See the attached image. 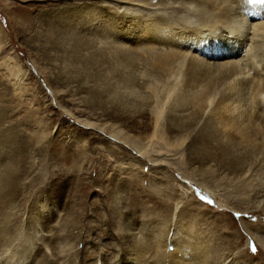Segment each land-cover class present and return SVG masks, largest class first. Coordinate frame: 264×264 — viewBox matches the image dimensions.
Wrapping results in <instances>:
<instances>
[{
	"label": "rangeland",
	"instance_id": "1",
	"mask_svg": "<svg viewBox=\"0 0 264 264\" xmlns=\"http://www.w3.org/2000/svg\"><path fill=\"white\" fill-rule=\"evenodd\" d=\"M138 1L150 3L149 9L139 6L134 15L124 16L121 8L108 1L104 6L103 0H0L1 256L11 254L7 241L16 228L23 236L25 231V236L31 234L29 243L33 245L37 240L44 242L45 235L68 242L80 240L77 250L93 254L90 261L96 264L100 251L107 248L118 252L127 219L140 233L145 229L148 237H152L149 230L157 236L163 232L165 241L170 217L160 216L162 207L173 209L181 202L176 212L182 216L178 225L184 222L195 229L194 235L207 237L222 249H228V238H232L238 263L258 264L261 250L253 239L246 241L247 232L239 220L252 223L249 228L264 237V161L259 165L253 161L254 178H240L236 172L233 176L234 172L223 167L215 142L223 136L230 138L227 128L232 125L231 118L244 116L249 108L239 103L220 104V89L199 121L201 108L197 103L205 90L190 89L186 84L185 62L162 66L167 55L161 54L138 68L145 78L153 80V91H143L128 79L132 65L122 73L118 65L113 67L108 62L109 57L125 55L142 61L147 57L144 45L157 43L153 38L146 44L138 40L135 49L129 51L112 47L117 40L127 41L121 32L124 25L133 23L139 36L149 35L150 24L157 23L161 30L166 28L167 36L176 39L181 36L176 25L211 18L210 3L185 0L184 11L178 12L183 0ZM154 32L155 37L160 33ZM129 80L133 84L126 86ZM120 91L125 95L120 97ZM123 100H129L128 104ZM148 104L154 105L151 119L144 113ZM154 118L156 133L163 144L172 145L169 147L177 152L175 156L156 144L142 155L134 149L151 133ZM196 121V129L186 131L185 127ZM108 123L122 135L120 141L109 137ZM224 158L232 166L234 160ZM211 160L218 170L207 168ZM148 195L161 198L147 199ZM73 218L80 222L76 227L71 223ZM180 230L176 231L180 236L175 233L179 241L184 234ZM65 244L62 248L67 249ZM45 248L48 250L47 245ZM65 249L63 258L72 261L74 252Z\"/></svg>",
	"mask_w": 264,
	"mask_h": 264
},
{
	"label": "bare ground",
	"instance_id": "2",
	"mask_svg": "<svg viewBox=\"0 0 264 264\" xmlns=\"http://www.w3.org/2000/svg\"><path fill=\"white\" fill-rule=\"evenodd\" d=\"M103 1L105 2L104 6H108L110 3L111 4L113 3L114 6H116L117 8H121L120 9L121 12L120 10L118 12L122 13V15L126 14L128 16L134 15L136 13V10H139V6H142L143 8H145V11H147L146 8L149 9L148 5L150 4L149 3L147 5L146 3H142V1L139 2L138 0L137 1L136 0H103ZM107 1L109 2V4L107 3ZM206 1H209L210 3L209 13L211 15L210 16L211 18H209L208 20L204 19L202 21H198L195 24H191L190 22V24L189 23L182 24L183 26L180 25V27L176 25V28L181 29V32L180 30L178 31L181 33L180 34L181 36L176 37V39L174 38V36L173 37H171V35L167 36V34L164 31L166 28L161 30L162 27L159 28L157 23L152 22L150 24L151 31L148 30L150 33L149 35L147 33V35L141 34L139 36L136 35L134 32L133 23L124 25L125 27L122 28L121 32H123L122 36L123 38H126L127 41L121 40L118 42L117 40L116 41L117 43L111 44L112 47L114 48L121 47L122 49H127L129 51L130 49L131 50L135 49L134 47L135 45H137L138 40H141L143 41V43L146 44V42H148L149 39L153 38L155 43L156 42L157 43L155 45L152 44L153 42L149 45L142 44L145 46L142 49L145 50L146 52L144 51V53L147 54V57H144V59L142 56L143 59L142 61L140 59L132 57L131 55H125V54H124L125 58H120L117 56L115 57L114 55L117 53L116 52L113 55L114 57L108 58L109 59L108 62L113 67H116V65H118L122 73L123 71L126 72V70H124L125 68L132 65V69L130 67L129 68L131 69V71L133 70V73H131L132 75L128 74L129 75L128 79H132L134 83L137 82V84L140 86V89L143 91L148 89L149 90L151 89L153 91V88L151 87V83L153 80L149 78H145L143 74L138 72V68L141 69L142 66H146L150 60L155 59V55H161V54L167 55V59L163 62L162 66H169V65L172 66L175 64H179L181 62H185L186 67L184 73H185L186 84L190 87V89L199 88L200 90L202 89L205 90V92L199 96L200 103H197L199 109L201 108V116L199 118V121L203 116V112L206 110V108H208L209 101L211 100L213 95L216 94V92L220 89H221V93L219 94L220 96L218 100L220 104L224 106L227 105L230 106L236 103L242 105L244 104L243 105L244 107L246 106L247 108H249L248 112H246V114L242 117L233 115V117L231 118L232 125L229 127L227 126L228 127L227 132L230 138L226 139L223 136L222 139L216 140L215 142L217 143L218 150L220 152L219 154H220L221 162L225 169L230 170L229 172L231 171L234 172L233 176L235 175L236 172V175L240 176V178L241 177L244 179L254 178L255 166L254 167L251 166L253 164V161L257 162L256 164L258 165L259 163L261 164V162L264 161V0H206ZM179 3H181V5L183 6L179 8L180 10L177 11L182 12L184 11L183 7H185L184 6L185 0ZM178 5L179 4H177L176 6ZM132 7H136V9ZM142 11H144V9L139 11V13ZM154 31L157 32L159 31L160 32L159 35L161 34V36L158 37L159 36L158 35L157 37H155L156 34ZM164 34H166V36ZM108 47H110V45ZM140 53L142 54L141 51ZM18 66L14 68L19 70V68H17ZM108 67H106L107 70L111 69ZM15 69L12 70L11 68L12 71H14ZM40 69H44V68H40ZM17 70L16 72L19 73V71ZM43 71L44 70H42L41 72ZM109 72H111V70ZM132 80H129V82L125 81L126 86L129 85L128 83H130V85L133 84ZM114 87H116V85ZM100 89L101 88H99V91ZM116 90H118V88ZM122 91H120V93ZM117 92H119V90ZM117 92L115 93L116 95H118ZM125 92L126 90H124V93ZM121 95L123 94L121 93L120 97ZM108 96H110V94ZM123 98L124 97H122V99ZM125 98H127V96H125ZM119 102L122 103L121 101ZM123 102L126 103L124 100ZM153 106H154L153 104H148L144 110V113L150 119L154 113ZM199 121H196L194 124L187 126V128L185 127L186 131L192 130L194 128L196 129V127L199 124ZM151 124H152L151 133L143 137L140 145L133 146L134 149L137 150V153L142 155L148 153L146 151H148L150 147L156 144V146H160L158 148L159 149L162 148L163 151H165V153L175 156L177 152L173 150V147H171L172 149L169 147L171 144H163L164 142L162 143L161 138L158 136L159 134L156 133L158 128L157 119L154 118ZM106 125L109 127V132H108V135H110L109 137L114 136L115 140L120 141L121 138L119 139V137H122V135L118 133V130H115V128L113 127L114 125L109 123ZM158 143H162L163 145H159ZM224 157H230L234 160L231 163L232 166H228L227 159ZM212 161L213 160H211L209 162V165L207 166V168H209L210 170H213L215 169V167H217V163L214 164L212 163ZM215 170H218V168H216ZM206 187L207 186H205V188ZM209 189L208 191L211 194V196L212 195L214 196L213 192H211V189L210 190ZM187 192L189 191L187 190ZM190 193L191 192H189V194ZM261 193L263 192L261 191ZM176 195L177 194H175V196ZM153 196L155 197V199L161 198V196L158 195H152V196L148 195L147 199H152V198L154 199ZM168 197L172 198L173 196H168ZM164 199H165V195H164ZM181 199H183V197ZM263 202L264 201H262V203ZM144 203L148 204L146 202ZM180 203H178L175 207H173V209L171 207L169 209H165L166 207L165 205H163L165 207H162L163 211L162 214H160V216L162 215V216L170 217V221L167 222L165 225L167 230V234L165 233L167 235L166 240L164 239L165 241H163V235H164L163 232L162 235L160 234L157 236V234H155L156 235L155 236L152 234L153 232L151 233L149 230V232L148 231L146 232L151 234L152 237L151 236L148 237L147 236L148 234L144 233L145 229L144 230L141 229L140 231L143 232L140 233L139 230H137L139 227L137 228V226L136 227L133 226L135 223L132 225L130 224L132 223V220L127 219L126 222L124 223L125 227H122L123 238L120 242L121 245L120 248H118V252H115V250L113 249H107V248L100 251L99 254H96L97 255L96 258L99 257L98 258L99 262H96V264H239L238 263L239 261H237L238 259L236 256L238 250L236 252H234L233 250V247L236 248V241H234L232 238H228V243L230 245L228 249H222L216 247L209 240V238L207 237L204 238L202 235H194L193 232H195V229L193 230V228L192 229L189 228L188 225L185 226L184 222L182 224L183 226L178 225V223L180 222V221L178 222V218H182L181 215L176 216V212L178 211L177 208L181 206ZM217 205H220L221 207L224 206L221 203H218ZM256 205L259 207L258 204ZM147 207H151V206L147 205ZM221 207H219V209ZM241 213L242 215L244 214L243 212ZM164 219L165 218H163V220ZM73 222L75 223V227L76 224L79 225L80 223V222L78 223L77 218H73L71 223ZM239 222L243 230L247 232L246 236L244 234L246 241L249 238L253 239L256 243L255 246L259 250H261L260 251L261 257L260 260L258 261V264H264V237H260L258 233L252 231V229L249 228L250 226L248 225L252 223L248 224L247 222H243L240 220ZM3 224L4 223H2L1 225ZM156 225H154L155 228ZM141 226L143 227L142 223ZM5 227L7 230L8 229L7 226ZM16 227L19 228L18 225ZM2 228L1 230H3ZM160 228L161 227L157 229L161 231ZM178 228L179 230L181 229L182 232L184 233L183 235H181L182 239H180V241L177 240V237L175 235V233L179 235V233L176 232ZM258 228L262 230L264 227L262 228L259 226ZM11 229L9 228V231H12ZM45 229L47 230V228ZM20 230L21 229L16 230L15 228L14 231L21 238L19 236L18 238H16L17 236L14 235L15 233L14 232L12 234L14 237L15 236L16 237L13 238L12 236V239L10 237L8 241L6 240L8 246H10L9 248L10 250L8 249L7 250L11 254H7V252H5V254H2V256L0 255V264H93L90 261L91 258L94 256L93 254H89L88 251L86 253L85 251H83L84 249L82 250L83 252L81 254L79 253L80 251L77 250V248L79 247L76 246L79 245L80 240H72V242H68L66 240L57 238L58 236L57 237L54 236L56 238L54 239L51 235L50 237L45 235L44 242L37 240L35 242V245H33L34 242L31 244L29 243L30 240L29 236L31 234L28 233L29 236H25L27 235L25 231V234L23 233L24 234L23 236L22 231ZM163 231L165 232V230ZM8 233L10 234V232ZM15 239L17 240L20 239V242H16ZM106 241L108 242V240ZM106 241H104V243ZM232 241H234V243ZM64 242L66 243L65 246H67L66 247L67 249L62 248L64 246L62 245ZM101 242L99 241V243ZM43 243L47 245L48 250H46V248L43 249V246H45ZM63 249L69 252H74L73 255H75V257L72 259V261H66V258H63L62 256ZM250 257L252 258L251 255ZM93 261H95V259Z\"/></svg>",
	"mask_w": 264,
	"mask_h": 264
},
{
	"label": "snow or ice",
	"instance_id": "3",
	"mask_svg": "<svg viewBox=\"0 0 264 264\" xmlns=\"http://www.w3.org/2000/svg\"><path fill=\"white\" fill-rule=\"evenodd\" d=\"M255 251V249H253Z\"/></svg>",
	"mask_w": 264,
	"mask_h": 264
}]
</instances>
